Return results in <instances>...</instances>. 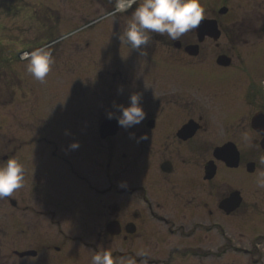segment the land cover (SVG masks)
I'll return each mask as SVG.
<instances>
[{"label": "flooded vegetation", "instance_id": "flooded-vegetation-1", "mask_svg": "<svg viewBox=\"0 0 264 264\" xmlns=\"http://www.w3.org/2000/svg\"><path fill=\"white\" fill-rule=\"evenodd\" d=\"M4 1L0 7H10L12 13V55L20 49L52 52L59 64L49 74L60 85L63 123L72 117L87 120L84 128H68L64 150L78 141L87 151L84 168L76 161L77 149L66 157L55 145L53 155L66 166L51 172L46 187L39 191L22 185L8 201L0 198V209L7 202L12 206L0 223V264H14V258L39 263L56 254L67 259L68 239L94 244L69 233L77 224L85 234L91 226L111 241L117 237L128 246L140 241L151 245L150 250L164 256L153 264L184 263L192 254L209 264L210 196H217L220 210L218 230H213L219 237L213 250L217 264H264V203L248 201L239 188L226 189L230 179L223 175L225 169L239 171L241 166L247 172L252 168L249 174L264 170V0H247L250 9L241 16L240 1L235 9L232 0H200L204 18L217 21L218 37L202 36L199 26L178 41L153 33L141 50L118 39L131 9L114 12V0ZM89 5L91 12H80ZM224 5L229 8L225 14ZM37 84L27 77L30 100L54 86ZM135 93L141 95L145 120L127 129L118 125L111 133L108 113L119 116L116 105L128 106ZM98 149L101 159L95 155ZM219 149L238 153L237 165L217 158ZM11 151L19 159L17 150ZM19 161L25 181L29 167ZM113 161L122 163L124 173L134 169L137 186L131 188L125 177L124 186L118 183L114 173L121 171L111 170ZM236 190L241 204L226 211L223 200ZM129 193L138 196L139 206L125 214L123 196ZM96 217L101 219L95 222ZM114 220L118 235L108 229ZM177 255L179 261L172 263Z\"/></svg>", "mask_w": 264, "mask_h": 264}, {"label": "rangeland", "instance_id": "rangeland-1", "mask_svg": "<svg viewBox=\"0 0 264 264\" xmlns=\"http://www.w3.org/2000/svg\"><path fill=\"white\" fill-rule=\"evenodd\" d=\"M9 1L10 0H5L4 2ZM236 1H240L242 3V7L239 9L236 8ZM232 2L234 6L233 8L237 9L240 16L246 14V11L250 9V3H248L247 0H232ZM91 9L92 7L89 5L80 9V12H91ZM11 14L10 7H0V101L10 98V94H8V91L10 90L9 81L14 82L15 80L10 73L12 69L10 68L11 64L14 71H17L18 77L22 78L23 82H19L20 88H22V90L18 92L16 101H14L15 103L10 105V107L0 108V161L5 160V155L14 157L15 154L11 151V149L17 150L16 153H18L19 159L22 160V162L26 164L27 167H29V176L25 181H23L22 185L31 186L33 189L38 186L39 191H41L42 187H46L48 185L52 176L51 172H53L57 167L66 166L64 162L53 155L55 151V145H59L63 148V150L61 148V153L64 156L72 157V150H64L65 147H63V144H66L69 139L65 132L72 126H76V128H84L87 120L76 121L72 117V121L67 122V125L63 123L64 118L62 114L63 112L61 110L63 106L60 104L61 95L59 94L58 90L60 85L56 84L58 79H53L51 77V72L47 75L43 82L36 81L40 87H43V89H45L47 86L49 87L50 85L54 86H51L45 92L41 89L36 100H30V94L26 95V81L27 77H30L27 71L28 61L20 60L16 63L15 61L10 62V59L12 60L15 58L14 55H12L15 47H13V37L12 33L10 32ZM254 21H256V19ZM18 34L22 35V33ZM50 53L53 59L52 67H57L59 62L56 61V57L52 55V52ZM3 58H5L7 61L3 62ZM48 96L49 98L53 97V99H51L52 101L48 100ZM49 140H52V143ZM122 150L123 149H121L119 152H122ZM86 151L87 148L85 146H79V148H77L78 156L76 161H79V164L83 165L84 168L86 165V159L84 158ZM95 155L98 159H101L103 152L98 149L95 151ZM92 161L95 162L93 158ZM113 162L114 163L111 170L114 172L117 168H119L121 171L114 173L116 174L115 176L118 179V183L122 185L125 177L128 178L127 184L131 188L137 186L138 180L135 179L137 174L134 173V169L129 168L128 171L124 173L122 163L120 164L115 163V161ZM87 165H89V163H87ZM90 165L93 164L90 163ZM241 167L242 169L239 171L236 169L231 171L225 169L223 171L224 177L226 179H230V182H227L225 185L226 189L239 188L242 191L244 198H247L248 201L262 200L260 203H264V170L260 169L257 174H249V172H247L243 166ZM97 170L98 177L100 179L103 178V172L100 171V168ZM232 178L235 180H231ZM17 191L18 189L8 197L15 196L16 193L18 194ZM130 191H132V189ZM128 195L129 196H123L125 198V214L129 210V213H131L132 209H135L139 206L138 196H134L135 193H129ZM8 197L3 198L8 201ZM216 197L217 196L209 197L210 208L213 212H211L209 215V220L207 222H209V229H212V231H217L219 226L218 214H220V210L218 204L216 205L215 203ZM11 210L12 206L9 202H7L5 206L1 207L0 223H4L3 219H8L5 218V216H8ZM62 214L67 216L66 212H63ZM93 219L95 222H98L101 218L96 217ZM128 219H130V217H128ZM74 220L77 221L76 216H74ZM88 220H91V218L88 217ZM140 221L145 228L148 227L149 224L147 218L142 217ZM90 224L92 225L91 222ZM74 229L75 230L73 231H69V233H72L73 235L79 234L87 241L94 242V244L88 245L83 244L78 240L72 241V239H68L65 250L67 256H69L67 259L63 254H56L54 257H48L39 263H37L36 259H34L33 264H91L92 257L97 254V252H102L105 249L112 253L114 260L117 261V264H153L156 258L164 257L163 255L156 253L155 249L150 250L151 245H147L142 241L128 246L125 245V242L121 238L114 237L111 241L109 238H105L104 236L93 233V227L91 226L89 227L88 234H85L87 230L83 229L78 224ZM212 231H208L210 234L209 241H207L209 245L211 244L210 248H212L209 250V264H217V255L213 250L217 248L219 237L217 236L216 231ZM40 237L45 239V235H40ZM53 253L57 252L54 251ZM125 253L129 256L125 257ZM51 254L52 252H50V255ZM192 255H186L188 256L186 258L187 260H184V263L180 264H201V261L199 259L196 260L195 256ZM178 256L179 255L174 257L172 263H177L179 261V259L177 260ZM13 262L14 264H27L26 262L19 261V259L16 258H14Z\"/></svg>", "mask_w": 264, "mask_h": 264}, {"label": "clouds", "instance_id": "clouds-1", "mask_svg": "<svg viewBox=\"0 0 264 264\" xmlns=\"http://www.w3.org/2000/svg\"><path fill=\"white\" fill-rule=\"evenodd\" d=\"M114 12H128L123 31L118 39L126 42L131 48L141 50L149 42L150 34H159L172 41H178L182 35L198 28L204 19V8L200 0H114ZM135 5V8L133 6ZM28 60L27 71L37 81L43 82L50 73L53 59L51 53L44 48L34 49L25 54ZM122 91V89H120ZM119 116L109 112V119H117L118 125L130 128L141 124L146 112L141 104V95L132 94L128 106L116 105ZM66 135L70 134L66 130ZM147 139V135L141 137ZM79 142H73L72 150L79 148ZM25 167L16 157L0 161V198L10 196L20 188L25 178ZM121 186H124L123 184ZM91 264H117L110 251L97 252Z\"/></svg>", "mask_w": 264, "mask_h": 264}, {"label": "water", "instance_id": "water-1", "mask_svg": "<svg viewBox=\"0 0 264 264\" xmlns=\"http://www.w3.org/2000/svg\"><path fill=\"white\" fill-rule=\"evenodd\" d=\"M226 11L227 9L222 8V12H226ZM200 30L202 31L201 32L202 35H204L206 32H209L211 34H215L216 36H218L220 33L219 31H217V24L213 19L212 20L203 19L200 23ZM108 127L109 129L113 130L111 133H115L119 128L118 121L116 119H111V121H108ZM221 150L222 151L217 152L216 154L218 157L223 158V159L226 158L227 162L232 166L237 164L238 154L234 155L233 153H229L227 151H224L223 149ZM241 200L242 198L241 196H239V192H237L230 198L224 200L223 207L226 208L228 211H231L239 206ZM110 227H111L112 233L119 232V227L117 223L113 222L112 224H110Z\"/></svg>", "mask_w": 264, "mask_h": 264}]
</instances>
